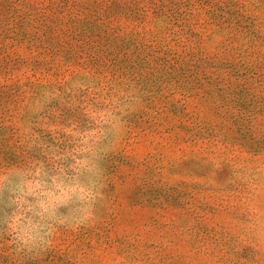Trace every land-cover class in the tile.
Here are the masks:
<instances>
[{
	"label": "rangeland",
	"instance_id": "374dc122",
	"mask_svg": "<svg viewBox=\"0 0 264 264\" xmlns=\"http://www.w3.org/2000/svg\"><path fill=\"white\" fill-rule=\"evenodd\" d=\"M0 264H264V0H0Z\"/></svg>",
	"mask_w": 264,
	"mask_h": 264
}]
</instances>
